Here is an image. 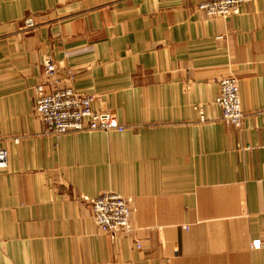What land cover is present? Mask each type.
<instances>
[{
	"label": "crops",
	"instance_id": "0c3cea01",
	"mask_svg": "<svg viewBox=\"0 0 264 264\" xmlns=\"http://www.w3.org/2000/svg\"><path fill=\"white\" fill-rule=\"evenodd\" d=\"M201 1L0 0V264H264V0ZM48 56L126 128L47 133ZM231 74L241 129L216 102ZM106 191L134 200L132 233L98 229L84 197Z\"/></svg>",
	"mask_w": 264,
	"mask_h": 264
},
{
	"label": "built area",
	"instance_id": "2783aa9c",
	"mask_svg": "<svg viewBox=\"0 0 264 264\" xmlns=\"http://www.w3.org/2000/svg\"><path fill=\"white\" fill-rule=\"evenodd\" d=\"M247 1L249 0H203L198 3L197 8L209 16L228 17L239 13L241 6ZM35 25L32 17L25 19L26 28H34ZM43 76L44 80L35 87V111L47 133L58 137L68 131L126 128L111 113L94 108L95 95L79 92L73 87V74L69 73L67 78H61L59 66L51 56L46 57L43 62ZM216 102L222 109L221 119L241 129L246 112L242 105L239 79L235 75H226L220 79ZM261 113L264 116V110ZM200 117L202 121H206L203 111ZM3 140L0 129V169L8 166L9 151L3 145ZM14 142L18 143L19 137H15ZM84 199L90 203L93 220L102 233L117 239L133 232L135 203L131 197L106 191L97 197ZM251 247L264 248V231L252 240Z\"/></svg>",
	"mask_w": 264,
	"mask_h": 264
}]
</instances>
